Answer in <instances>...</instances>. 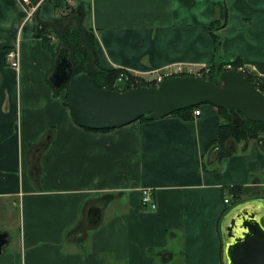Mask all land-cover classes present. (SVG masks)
<instances>
[{
    "label": "crops",
    "instance_id": "0c3cea01",
    "mask_svg": "<svg viewBox=\"0 0 264 264\" xmlns=\"http://www.w3.org/2000/svg\"><path fill=\"white\" fill-rule=\"evenodd\" d=\"M223 2L220 55L264 82V0ZM27 9L0 0V264H221L224 211L236 201L264 211V139L230 145L220 158L222 121L210 104L190 119L76 126L47 78L66 47L46 35L57 46L46 49V28ZM224 9L211 0H40L37 8L56 28L80 17L97 68L127 78L116 88L128 75L155 84L168 73L203 74L215 59L210 25ZM15 47L17 70L5 58ZM142 189L154 210L141 203Z\"/></svg>",
    "mask_w": 264,
    "mask_h": 264
},
{
    "label": "water",
    "instance_id": "95a60500",
    "mask_svg": "<svg viewBox=\"0 0 264 264\" xmlns=\"http://www.w3.org/2000/svg\"><path fill=\"white\" fill-rule=\"evenodd\" d=\"M37 3L40 0H36ZM34 19L48 26L56 35L76 25L87 51L84 71L73 75L70 50L61 48L47 77L55 90L65 88L71 118L76 126L92 130L119 129L147 116L160 120L175 112L210 103L216 109L237 112L251 122L264 123V92L248 83L242 73L226 70L217 83L195 76H174L153 87H137L120 92L98 89L89 81L94 66V53L80 17L74 15L60 28L42 21L36 10ZM257 201H243L233 205L220 218L221 264H264V226ZM99 220L97 209H91L88 223ZM7 244V235L0 233V255Z\"/></svg>",
    "mask_w": 264,
    "mask_h": 264
},
{
    "label": "trees",
    "instance_id": "16d2710c",
    "mask_svg": "<svg viewBox=\"0 0 264 264\" xmlns=\"http://www.w3.org/2000/svg\"><path fill=\"white\" fill-rule=\"evenodd\" d=\"M212 4H218L223 7V0H211ZM31 3L36 4V0H31ZM225 9L223 11V21L220 24H217V21H213L210 25V35L212 37V41L214 45V52H215V59L213 61V64L209 67V75L207 77H203L202 79H206L212 83H217V79L220 73L225 71V66L227 64L231 65L232 70H238L241 67V64L236 60H225L220 55V46L222 38L218 32L221 28L224 27L225 24V17H224ZM37 27V24H36ZM41 27L46 28V31L42 33V38L44 47L48 49L49 51H53L54 48L57 46V50L60 49V47H66L70 50V58L71 62L73 63V75L79 74L84 71L85 63L87 62V51L85 47L82 44L81 41V35L76 27V25H72L70 28L65 30L62 34L56 35L48 26L42 25ZM46 35H52L53 37H56L58 45H52L49 40L46 38ZM86 35L89 41V44L93 50L94 53V59H93V65L94 69L92 74L89 76V81L92 83L93 86H95L98 89H106V90H117V88H114V83L119 77L123 71L120 70H111V71H104L100 70L96 66V54H95V48L93 46V38L92 35L86 31ZM56 46V47H55ZM57 52V51H56ZM55 55V51L53 52ZM55 55L53 57H55ZM241 72V71H240ZM244 77L247 79L248 83H250L253 87L257 88L261 92H264V82L258 81L256 78L252 77L251 75L247 74L245 71L241 72ZM138 78L132 77L128 75V81L127 83H124L121 85V89L119 91L124 92L127 90H130L131 88H137V87H152L155 86L154 83H145L142 80H137ZM54 94L56 95V92L65 91L64 98H63V105L68 108L67 103V93L66 89H60V90H54ZM210 104V103H207ZM211 105V104H210ZM197 107L189 108L186 110H182L173 113L172 115H182L184 119H190L191 112L194 109H197ZM69 110V108H68ZM218 115L221 119V124L218 127V138L215 141V144L220 149V158H223L225 156H229L230 152L228 150V146L237 144L239 142H243L246 140H255L258 137H261V139H264V123H258V122H251L243 118L240 114L233 111H228L226 109H217ZM140 120H150L147 116L140 118ZM83 129V128H82ZM87 130V129H84ZM114 130V129H111ZM89 131H92L89 129ZM101 131H110V130H101ZM234 193L238 194V191H240V188H235ZM237 196V195H235ZM234 196V197H235ZM237 198V197H235ZM238 200V199H237ZM240 202V201H239ZM238 203V201H236ZM227 208L224 213L228 210ZM220 222V220H219ZM219 226V223H218ZM220 260H221V239H220Z\"/></svg>",
    "mask_w": 264,
    "mask_h": 264
},
{
    "label": "built area",
    "instance_id": "2783aa9c",
    "mask_svg": "<svg viewBox=\"0 0 264 264\" xmlns=\"http://www.w3.org/2000/svg\"><path fill=\"white\" fill-rule=\"evenodd\" d=\"M21 3H23L25 6H28L29 9H27V20L31 21L33 20V16H34V12L37 8L38 5L36 6H31L30 0H19ZM72 0H67L68 3H70ZM19 51H18V47L13 48L12 50L7 51V53L5 54V58L8 60L9 62V66L12 69L17 70L19 68ZM225 68L227 70L231 69V65L227 64L225 66ZM239 70H243L242 68H239ZM178 71H180V69H178ZM203 71L205 72V74L209 73V69L204 68ZM203 72V73H204ZM172 73H168L165 74L164 77H168L171 76ZM202 73H198L197 76H201ZM127 80V78L124 75H120L118 77V82L119 83H123ZM159 82V81H158ZM157 82V83H158ZM193 117H198L200 112L198 110H194L193 111ZM142 198H141V203L146 206L149 205L150 209L154 210L155 209V204L152 202V192L150 191V189H142ZM224 203H228V200H224Z\"/></svg>",
    "mask_w": 264,
    "mask_h": 264
},
{
    "label": "rangeland",
    "instance_id": "374dc122",
    "mask_svg": "<svg viewBox=\"0 0 264 264\" xmlns=\"http://www.w3.org/2000/svg\"><path fill=\"white\" fill-rule=\"evenodd\" d=\"M199 73V72H198ZM203 75V77L205 78V77H207V75L205 74V72H204V74H202ZM203 77H201V78H203ZM148 83V82H147ZM116 86H114V88H115ZM121 89V85L117 88V90H120ZM59 94V96L60 97H62V99L64 98V94H65V91H62L61 90V92H59L58 93ZM32 156H33V153H32V155L30 154L29 156H28V158H27V161H29V160H31V158H32ZM34 171V170H33ZM33 173V172H32Z\"/></svg>",
    "mask_w": 264,
    "mask_h": 264
}]
</instances>
